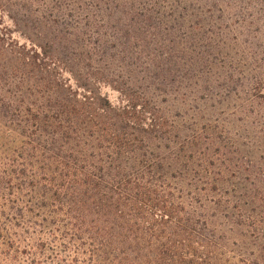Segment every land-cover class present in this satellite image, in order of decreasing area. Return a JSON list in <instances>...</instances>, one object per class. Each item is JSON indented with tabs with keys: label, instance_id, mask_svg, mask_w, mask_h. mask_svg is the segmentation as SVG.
<instances>
[{
	"label": "trees",
	"instance_id": "16d2710c",
	"mask_svg": "<svg viewBox=\"0 0 264 264\" xmlns=\"http://www.w3.org/2000/svg\"><path fill=\"white\" fill-rule=\"evenodd\" d=\"M133 1L0 0V26L4 15L23 27L70 16L77 39L64 41L73 49L61 57L46 48L58 37L27 46L0 27V116L20 145L3 170L0 253L17 264V243L44 253L45 236L60 241L59 264H264V158L231 156L234 141L209 152L215 141L200 132L178 141L138 77L100 66L114 58L107 40L121 38L118 28L109 35L119 18L107 6L121 2L131 19ZM247 8L249 24L264 29V0ZM131 27L143 29L124 21L121 31ZM143 52L138 63L149 64ZM101 82L121 102L102 95ZM263 86L264 73L252 87L264 98ZM199 138L204 145L192 149ZM36 262L30 253L28 264Z\"/></svg>",
	"mask_w": 264,
	"mask_h": 264
},
{
	"label": "rangeland",
	"instance_id": "374dc122",
	"mask_svg": "<svg viewBox=\"0 0 264 264\" xmlns=\"http://www.w3.org/2000/svg\"><path fill=\"white\" fill-rule=\"evenodd\" d=\"M249 2L134 0L131 4L137 9L131 19L124 17L126 8L121 6V2L116 8L108 5L107 8L112 9L107 10L111 14L115 11V17L119 18H115L114 23L109 22L112 25L109 35H114L112 32L118 28L121 38L115 42L111 38L107 40L106 54H112L114 58H109L100 66L104 71L122 70L125 74L120 75L138 77L140 87H148L150 91L148 106L159 107L160 115L173 125L171 129L178 141L200 132L215 141L214 145L207 146L209 152H219L222 144L234 141L232 147L235 151L231 156H245L261 163L264 158V129L259 123L264 119V98L252 87L254 79L264 73V29L249 24ZM74 20L70 16L54 22L37 19L23 27L21 23L20 26L13 24L4 15L0 27H6L8 30L4 32L11 33L13 39L27 46L31 45V41L44 46L47 39L58 37L60 45L48 44L46 48L65 57L73 48L64 41L77 40L75 35H71L75 32L71 28ZM124 21L143 29L131 27L128 31H121ZM146 25L153 26L155 33H144ZM141 45L144 50L141 58L149 64L138 63L139 57L135 54ZM147 55H151L152 60L149 61ZM59 73L60 77L70 79V84L74 85L69 73L65 70ZM125 76L124 79L129 82V77ZM144 77L151 78L144 81ZM97 87L114 105L123 99L121 93L107 83L101 82ZM133 87L129 86L130 89ZM134 90L132 92L136 93L137 89ZM3 119L0 116V206L4 203L2 198L6 192L2 184L5 177L3 170L8 165L7 154L20 146L9 136V129L2 126ZM201 145L204 141L199 138L191 148L197 149ZM0 221L2 223L3 219ZM13 231L22 234L20 228ZM43 240L46 243L44 253L35 247L23 250L24 242L17 243L18 252L13 256L16 263L28 264L32 253L37 260L35 264H59L58 257L65 256L60 250V241L50 242L45 236ZM0 248L4 245L1 244ZM2 253L0 264H13ZM79 259L82 260L81 257Z\"/></svg>",
	"mask_w": 264,
	"mask_h": 264
}]
</instances>
